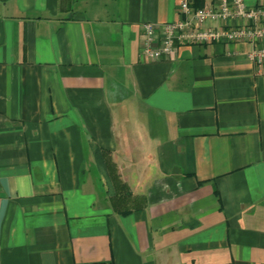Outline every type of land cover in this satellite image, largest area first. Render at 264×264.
I'll use <instances>...</instances> for the list:
<instances>
[{"label":"crops","instance_id":"crops-1","mask_svg":"<svg viewBox=\"0 0 264 264\" xmlns=\"http://www.w3.org/2000/svg\"><path fill=\"white\" fill-rule=\"evenodd\" d=\"M181 1L0 0V264H264V64L148 60Z\"/></svg>","mask_w":264,"mask_h":264},{"label":"built area","instance_id":"built-area-1","mask_svg":"<svg viewBox=\"0 0 264 264\" xmlns=\"http://www.w3.org/2000/svg\"><path fill=\"white\" fill-rule=\"evenodd\" d=\"M182 18L172 23L143 24L142 53L150 61L163 57L175 59L178 43L248 41L253 44L248 56L264 64V5L248 6L245 0H215L210 7H193L189 0L180 4ZM238 20L226 28L204 27L206 20Z\"/></svg>","mask_w":264,"mask_h":264},{"label":"trees","instance_id":"trees-1","mask_svg":"<svg viewBox=\"0 0 264 264\" xmlns=\"http://www.w3.org/2000/svg\"><path fill=\"white\" fill-rule=\"evenodd\" d=\"M103 152H105L106 155H109L108 154L109 151L104 150ZM104 162H105V169H106L105 171L107 173L106 177L108 178V181L110 182L114 190V193H116L117 196L121 194L122 197L120 199L122 198L124 199V196L129 195V192L127 191V188H128L127 184L121 179L116 165L111 160L110 161L106 160ZM116 205L120 206L121 204H116Z\"/></svg>","mask_w":264,"mask_h":264}]
</instances>
